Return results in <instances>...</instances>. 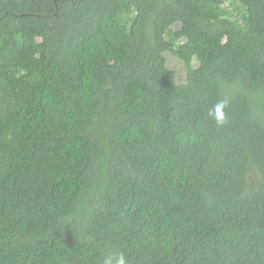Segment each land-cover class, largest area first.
I'll list each match as a JSON object with an SVG mask.
<instances>
[{"label": "trees", "instance_id": "16d2710c", "mask_svg": "<svg viewBox=\"0 0 264 264\" xmlns=\"http://www.w3.org/2000/svg\"><path fill=\"white\" fill-rule=\"evenodd\" d=\"M120 255L264 264V0H0V264Z\"/></svg>", "mask_w": 264, "mask_h": 264}, {"label": "clouds", "instance_id": "9594fccd", "mask_svg": "<svg viewBox=\"0 0 264 264\" xmlns=\"http://www.w3.org/2000/svg\"><path fill=\"white\" fill-rule=\"evenodd\" d=\"M226 101H220L218 102L212 111H210V115L214 116L216 119V122L218 124H222L225 120V113L224 108L226 107ZM113 257L108 256L104 260V264H113ZM115 264H126V259L123 255H120L119 257L115 258Z\"/></svg>", "mask_w": 264, "mask_h": 264}, {"label": "rangeland", "instance_id": "374dc122", "mask_svg": "<svg viewBox=\"0 0 264 264\" xmlns=\"http://www.w3.org/2000/svg\"><path fill=\"white\" fill-rule=\"evenodd\" d=\"M165 56L167 58V64L168 66L174 70L176 77L179 82L184 81V77L187 73V70L184 66V63L182 60H180L178 57L174 56L170 52H166ZM112 61V60H111Z\"/></svg>", "mask_w": 264, "mask_h": 264}]
</instances>
